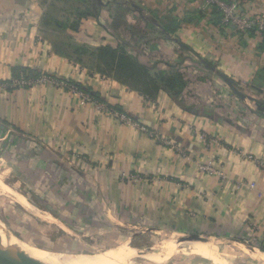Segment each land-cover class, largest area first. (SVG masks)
<instances>
[{
	"label": "crops",
	"instance_id": "1",
	"mask_svg": "<svg viewBox=\"0 0 264 264\" xmlns=\"http://www.w3.org/2000/svg\"><path fill=\"white\" fill-rule=\"evenodd\" d=\"M46 1L0 0L1 169L30 190L45 191L53 205L67 207L73 213L67 220L111 222L110 212L117 223L145 227L133 235L162 231L176 236V243L203 244L226 259L232 254L227 248L219 254L218 244H242L263 255V33L230 38L209 21L210 9L174 33L156 26L161 34L131 45L133 55L156 69L177 68L186 82L177 97L160 90L148 98L109 73L90 72L89 63L81 66L61 55L55 49L64 45L59 32H43L51 26L42 25ZM96 1L98 15L82 18L77 32L58 28L63 41L115 45L118 38L105 21L107 0ZM161 1L163 9L152 10L168 16L173 11L181 20L203 9L202 0ZM241 4L245 13L264 15V0ZM20 68L88 87L106 106L82 103L78 93L55 82L11 87ZM110 109L156 135L121 121ZM100 204L109 210L100 212ZM110 225L102 232L109 234ZM185 233L205 241L180 240ZM254 238L263 246H249ZM202 250V263L225 264Z\"/></svg>",
	"mask_w": 264,
	"mask_h": 264
},
{
	"label": "rangeland",
	"instance_id": "2",
	"mask_svg": "<svg viewBox=\"0 0 264 264\" xmlns=\"http://www.w3.org/2000/svg\"><path fill=\"white\" fill-rule=\"evenodd\" d=\"M76 2L81 3L80 0H77ZM124 2H129L131 6H135L133 9L139 8L140 12L145 17L148 16L146 13H149L147 9H163L164 5L161 0H152V2H154L152 4L147 0H134V2L129 0H107L105 4V21L108 27L111 25L112 16L118 9L117 3L124 4ZM227 2L232 4L234 7V13L238 17H249L243 11L241 0H227ZM72 4H74L72 0H49L46 5L47 9L44 13L49 12L48 7H54L52 9V14L55 17L59 16L57 9H67L66 14H68L72 11V9H74ZM144 4L148 7H145ZM202 7L203 9H199V11L205 10L207 15L208 9H221L215 4L208 2V0L202 1ZM61 12L63 11L60 10V13ZM133 12L134 11L131 12L130 10L127 11V9L125 10L124 14L127 18V24L140 25L146 31L150 29L147 26L145 20H139L137 15H135ZM171 12L173 11L169 12L170 15H172ZM197 16V13L191 16L192 23H196L200 19L197 18ZM260 17V14H257L255 17L251 16L250 18H252L254 23L248 28L241 29L229 20L225 22V17H222L221 14V25L223 28L222 32L228 37H237L241 36L243 33H246L249 29H254V32H262L264 35V30H260L256 23ZM49 31L53 32L50 34L54 35L55 33L59 32L58 37L56 38H61L63 42L64 35L62 31H59L56 27H49L46 31L43 30V32L48 35ZM150 31L151 33L156 32L155 29ZM117 34L118 40H121V43L124 44L125 48L129 50L131 47L129 39L130 36L128 35L129 33ZM61 35H63V37ZM63 46L66 50L70 51V45L66 46V44H64ZM85 54L91 56L89 59H85V64L88 65L89 63L90 65L89 71L97 73L98 71L94 70L93 67L94 63L92 56L94 54L91 52H87ZM85 58H87V56H85ZM73 61L81 64V66H84L80 61L74 58ZM146 65L148 68L153 69L152 71H155V73L158 71L149 64ZM10 86L12 87L11 84ZM95 100L98 101L96 98ZM1 168L2 166L0 167V181L2 183V187H0V225L16 238V244L24 245L28 248L40 247L41 249L49 251L51 250V252L55 253L63 252L67 256H79L89 254L91 255L109 247L115 248L125 242L127 246L134 249L130 254L126 264H216L214 261H210L208 259H205V261L202 263L200 259L197 258V255L201 253L200 248L203 249L202 251H205L206 255H209L213 259L223 258L226 260L225 264H264V254L262 255L260 253L254 252L242 244L235 243L232 246H228L230 245L228 243L218 244L220 246L218 248L219 254H222L223 250L226 248V253L232 254L229 259H226L222 255V258H220V255H216V253H214L210 248H205L203 244L201 245L194 242H188L182 245L176 243V236L165 234L164 232L162 233V231L147 230L141 234L133 235L135 234V231L143 230L145 227H137L134 225L137 227L136 228L133 225L117 223V221L113 219V216L110 215V212H108L109 214L107 213V215H109L110 219H112L111 222H95V220H91L89 222H80L75 219V216H69V220H67L66 218L68 214H73L71 211L66 209L67 207L53 205L45 191L36 193V191L30 190L27 188L26 184L17 177V175L11 173V171L9 172V169L7 170L5 167L4 169ZM63 192L66 193V191ZM34 201L36 203H33ZM97 208L98 207H96V209ZM98 209L100 212H106L104 210H109V208L106 209L105 206L103 207L101 204ZM34 210H38L40 214L38 212L34 213ZM73 210L75 211V209ZM43 213H46L50 220L44 218ZM110 223L112 225H110V232L109 234H105L102 232V230L104 228L107 229L106 225H109ZM260 240L258 238H254L252 240L250 239L249 245L262 247L263 241ZM187 247L189 248L187 249ZM261 251L263 250L261 249Z\"/></svg>",
	"mask_w": 264,
	"mask_h": 264
},
{
	"label": "trees",
	"instance_id": "3",
	"mask_svg": "<svg viewBox=\"0 0 264 264\" xmlns=\"http://www.w3.org/2000/svg\"><path fill=\"white\" fill-rule=\"evenodd\" d=\"M76 1L72 0V2L74 3L72 4V6H74V9H72L70 13L66 14L67 9H60L63 12L59 13L58 17H55L52 14V9H49L48 13H44V16L42 18V25H51L50 27L64 29L66 28L70 31L77 32L82 18H86L88 16L95 17L98 15L101 6H99V3L96 0H80L81 3H77ZM144 6L148 7L145 4ZM117 7L118 9L112 16L111 25L109 27L107 25V28L109 29V32H111V34H114L115 36L118 35L117 33H129L128 35L130 36V44L133 46L143 45L145 41L148 40L153 34H161L162 31L160 30L162 29L164 30V32L174 33L179 27L182 26V24H186L187 22H190L192 20V17L188 18L190 14H187L186 17L181 20L174 14H169L168 16L166 13L152 9H147L150 15L145 17L142 15L139 8L133 9V7L135 6H131L129 2H124V4L117 3ZM126 9L127 11H134L133 13L137 15L139 20L144 19L150 29L146 31L140 25L127 24V18L124 14ZM206 15V13H201L200 11L197 18H201ZM246 15H248L249 17L256 16L254 14L248 13H246ZM260 16L261 17L259 19L264 20V15ZM209 21L214 26H216L219 31L223 30L221 25V12L218 9L212 8L210 10ZM156 26H161L162 29L158 28V30L156 29ZM152 29H155L156 32L151 33L150 30ZM46 30L47 28H45V31ZM50 33L53 32L49 31V34ZM246 33L252 35L254 33V29H249ZM115 41V45L105 43L95 47L73 44L70 41H63V44L71 46L70 51L66 50L64 46L59 43L55 45V49L58 50L61 55H66L74 58L80 61L82 64L86 63V60L84 61L85 57H83L85 53H93V67L95 70L102 73L111 74L114 78H117L122 82H125L130 87L141 91L148 98H153L160 90H165L174 97L180 95V92L185 86L186 81L184 80L182 73L179 72L177 68L160 70L157 69L158 71L156 70L157 72L155 73V71H152L153 69L148 68L146 64L142 63L135 55H133L130 48L129 50L126 49L124 44H122L120 40L115 39ZM261 43L264 45V37L262 38ZM86 56V59H89L91 57L88 55ZM17 72H21L26 78L33 79L37 78L40 74L37 70L31 68H20L18 71H16V73ZM262 73L263 74H261V77L264 80V72ZM76 86L80 90L87 92L94 99H99V96L96 93H93L88 87H83L80 84H76Z\"/></svg>",
	"mask_w": 264,
	"mask_h": 264
},
{
	"label": "bare ground",
	"instance_id": "4",
	"mask_svg": "<svg viewBox=\"0 0 264 264\" xmlns=\"http://www.w3.org/2000/svg\"><path fill=\"white\" fill-rule=\"evenodd\" d=\"M0 187H2L1 181ZM37 212L38 210H34V213ZM44 218L50 220L49 216L46 213L44 214ZM0 242L3 243L5 251L12 258H14L18 262L25 264H126L130 254L134 250L131 247L127 246V244L124 242L115 248L109 247L91 255L67 256L63 252L55 253L49 250L41 249L40 247V249L32 247L28 248L24 245L16 244V238L9 232H7L4 228H2L1 225Z\"/></svg>",
	"mask_w": 264,
	"mask_h": 264
},
{
	"label": "built area",
	"instance_id": "5",
	"mask_svg": "<svg viewBox=\"0 0 264 264\" xmlns=\"http://www.w3.org/2000/svg\"><path fill=\"white\" fill-rule=\"evenodd\" d=\"M208 2L215 4L216 6H218L222 14V17L224 16L225 19L224 21L227 22L228 20L233 22V24L237 25L239 28L244 29V28H248L250 27L254 21L252 20V18L250 17H238L235 13H234V7L232 6L231 3L227 2V0H208ZM258 28L260 30H264V20L259 19L257 22ZM36 82H55L56 85L59 86H68L72 91L76 92L79 94L80 96V100L82 103L84 102H90L95 104L98 108L100 109H104L105 105L97 100H95L91 95H89L87 92H84L82 90H80L76 85L74 84H70L64 80H59V79H55L52 78L46 74H41L39 77L33 79V78H26L24 76V74H20L18 77L13 78L10 81V84L12 85V87H24L25 85L31 86ZM111 112H113L115 114V116L117 118H119L121 121H124L125 123L128 124H132L134 126H136L137 128H139L140 130H142L143 132H148L150 135L154 136L156 134H154L155 132L153 130H148L144 125L139 124L136 120H133L132 118L128 117V115L110 109ZM206 170H210L208 167H204ZM251 186H254V183H251Z\"/></svg>",
	"mask_w": 264,
	"mask_h": 264
},
{
	"label": "water",
	"instance_id": "6",
	"mask_svg": "<svg viewBox=\"0 0 264 264\" xmlns=\"http://www.w3.org/2000/svg\"><path fill=\"white\" fill-rule=\"evenodd\" d=\"M99 1V0H98ZM228 82H231L229 79H226ZM180 240H189V241H193V240H198V241H205L204 237H201L199 234L196 233H185V235L183 237L179 238ZM244 243L245 240H243ZM248 244V243H247ZM249 245V244H248ZM250 246V245H249ZM9 247V246H8ZM4 245L3 243L0 242V264H25V263H21L16 261L14 258H12L4 249Z\"/></svg>",
	"mask_w": 264,
	"mask_h": 264
}]
</instances>
